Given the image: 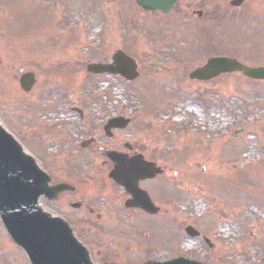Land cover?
Listing matches in <instances>:
<instances>
[{
  "label": "rangeland",
  "instance_id": "1",
  "mask_svg": "<svg viewBox=\"0 0 264 264\" xmlns=\"http://www.w3.org/2000/svg\"><path fill=\"white\" fill-rule=\"evenodd\" d=\"M224 6L225 0H214L215 9ZM178 8L165 19L146 15L135 0H0V123L42 160L47 148L37 141L41 135L36 130H57L60 123L50 106L78 103L95 113L133 117L135 134L121 138V144L137 145L167 170L161 201L165 214L138 212L134 217L121 212L104 191L101 206L108 207L107 199L110 204L103 221L108 229L98 238L101 261L143 264L184 256L207 264H264V82L259 85L241 74L208 84L189 78L204 63L198 54H244V60L257 55L250 41L234 44L229 39L238 27L219 24L214 39L206 30L177 29L183 42L173 40L170 30L162 28L194 22L191 0H182ZM174 17L181 22L168 24ZM127 18L131 21L124 24ZM151 27L155 34L150 38L146 30ZM226 31V42L218 44ZM118 49L139 61V80L88 73L90 63L110 61ZM22 70L37 74L31 93L21 89ZM195 104L201 117L189 110ZM245 127L248 131L238 136ZM52 140L59 143L48 139L53 149L49 158L59 152ZM44 161L46 166L48 158ZM103 224L98 223V230ZM189 225L202 236L189 237ZM0 264H30L1 219Z\"/></svg>",
  "mask_w": 264,
  "mask_h": 264
},
{
  "label": "water",
  "instance_id": "2",
  "mask_svg": "<svg viewBox=\"0 0 264 264\" xmlns=\"http://www.w3.org/2000/svg\"><path fill=\"white\" fill-rule=\"evenodd\" d=\"M137 2L143 7L169 10L174 0H137ZM114 61V65H90L89 70L95 73H122L128 78L136 76L134 61L123 52H118ZM238 70L247 77L264 79L263 67L251 68L242 65L238 60L227 58L211 59L208 65L196 70L192 77L208 80L222 72ZM34 82L32 73L23 75L21 79L25 90H30ZM115 122L120 121L118 119ZM141 159L137 158L134 162L124 157H114L117 165L112 177L120 184L126 185L128 191L136 193L135 196L141 193L137 188L141 179L161 172L156 165ZM48 181L49 179L38 169L34 160L0 126V212L10 234L26 250L33 264H93L88 251L73 236L68 224L59 218H52L37 206L39 197L49 192ZM147 207L149 208L148 204ZM164 264L201 263L180 258Z\"/></svg>",
  "mask_w": 264,
  "mask_h": 264
},
{
  "label": "flooded vegetation",
  "instance_id": "3",
  "mask_svg": "<svg viewBox=\"0 0 264 264\" xmlns=\"http://www.w3.org/2000/svg\"><path fill=\"white\" fill-rule=\"evenodd\" d=\"M181 2L182 0H179V6ZM191 2L195 6L191 14L197 18L194 19V27H204V24L208 27H215L219 24L223 25V27H238L236 31L230 34V37L234 38L238 35L246 40L251 39L259 50L260 55L264 57V0H225V7L217 10L214 8V0H191ZM174 12H170L169 15H172ZM176 12L178 11L176 10ZM160 15L161 17L168 16V14L163 13H160ZM172 19L175 22H180L177 17ZM203 19L206 20L203 21ZM64 107L69 111V117L77 118V122L73 125L74 136L67 141L65 147L61 150L63 156H58V160H61L58 161L59 165L56 169L61 171L60 173L80 175L82 162V165L92 169L95 165L94 162L105 158L109 151L116 150L127 153L130 156L137 154V146L120 145L119 137L127 130H113L110 132L112 136L108 137V133L105 130L106 120L104 118L106 116L102 113H92L91 110L88 111L89 113H86L85 107L77 104L64 105ZM61 116L62 118H67L66 114H62ZM90 117H94L95 119L93 120ZM107 164L112 167L109 160H107ZM100 169L102 167L97 168V170ZM86 189L89 188L80 187L77 193L67 194L64 199L78 197L82 202L81 207H83V203L88 199V191ZM122 193H124L122 196L126 200L125 191L123 190ZM86 210L91 216L101 218L95 215V210L92 206L87 205ZM71 219L80 226L83 218L75 215ZM81 231L83 229L78 230V232Z\"/></svg>",
  "mask_w": 264,
  "mask_h": 264
},
{
  "label": "bare ground",
  "instance_id": "4",
  "mask_svg": "<svg viewBox=\"0 0 264 264\" xmlns=\"http://www.w3.org/2000/svg\"><path fill=\"white\" fill-rule=\"evenodd\" d=\"M189 110H192V111H195V112H197L198 114H200L201 113V110H200V108L198 107V106H196V105H190L189 106ZM259 164H261L262 162L259 160V161H257ZM256 162V163H257ZM257 165V164H256ZM264 172V171H263Z\"/></svg>",
  "mask_w": 264,
  "mask_h": 264
}]
</instances>
